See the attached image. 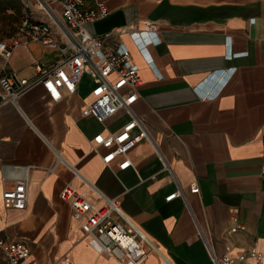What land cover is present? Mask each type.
<instances>
[{
  "label": "crops",
  "instance_id": "0c3cea01",
  "mask_svg": "<svg viewBox=\"0 0 264 264\" xmlns=\"http://www.w3.org/2000/svg\"><path fill=\"white\" fill-rule=\"evenodd\" d=\"M102 1L109 15L87 28L93 35L112 32L109 47L120 41L129 47L144 78L133 109L172 171L147 140L129 153L137 170L115 174V164H104L94 137L116 131L130 117L123 110L104 122L82 115L93 98L90 72L61 101L38 84L20 98V107L0 105V230L29 242L32 254L21 264H60L66 256L75 264H119L89 245L61 199L66 184L86 189L66 163L118 198L153 242L142 264H214L211 251H264V0ZM146 22L157 24L160 40L148 46L153 67L123 31L143 29ZM18 29L5 31L0 42ZM58 57L39 42L23 43L9 59L0 54V75L35 78L39 65ZM24 175L26 208H5L4 189ZM179 188L186 199L166 201ZM232 215L245 230L229 233Z\"/></svg>",
  "mask_w": 264,
  "mask_h": 264
},
{
  "label": "built area",
  "instance_id": "2783aa9c",
  "mask_svg": "<svg viewBox=\"0 0 264 264\" xmlns=\"http://www.w3.org/2000/svg\"><path fill=\"white\" fill-rule=\"evenodd\" d=\"M27 2L36 8L38 17H25L17 34L0 42V54L9 59L17 45L34 41L56 50L59 57L52 64L39 65L35 78H22L15 72L1 74L0 105L13 104L20 107V98L38 84L43 86L51 100L61 101L66 95L76 92L83 77L90 72L94 77L91 89L93 98L82 109V115L104 122L123 110L130 117L116 131L107 135L99 133L94 137L93 148L98 152L103 150L101 157L104 164L111 168L115 164L112 168L115 174L117 170H137L129 153L138 143L147 140L154 146L165 167L172 171L147 123L133 109L144 78L129 47L121 41L109 47L107 42L113 37L112 32L93 35L87 28V24L109 15L106 2L26 0V6ZM123 31L129 34L146 63L153 67L148 46L160 41L157 24L146 22L143 29L128 26ZM58 159L62 160L60 155ZM66 165L80 178L86 189L80 191L73 185L66 184L60 197L71 206L73 219L89 245L99 255L112 257L119 264H142L151 254L153 242L125 215L118 198L105 194L75 166L68 163ZM191 191L198 193L200 188L193 184ZM178 197L186 199L181 188L167 196L166 201ZM28 198L29 178L26 175L5 188L2 194L3 206L7 209H25ZM245 229V224L238 216L232 215L229 233ZM145 245H149L150 249ZM0 254L2 264H21L31 256L32 249L28 241L8 238L0 230ZM210 254L214 264H264V251L256 247L236 254L226 252L218 255L213 251ZM60 264L75 263L66 256L61 259Z\"/></svg>",
  "mask_w": 264,
  "mask_h": 264
},
{
  "label": "rangeland",
  "instance_id": "374dc122",
  "mask_svg": "<svg viewBox=\"0 0 264 264\" xmlns=\"http://www.w3.org/2000/svg\"><path fill=\"white\" fill-rule=\"evenodd\" d=\"M26 0H0V10L10 5V9L0 12V35L7 30L18 28L25 17H32L36 19L38 12L36 8ZM0 264L2 258L0 254Z\"/></svg>",
  "mask_w": 264,
  "mask_h": 264
},
{
  "label": "trees",
  "instance_id": "16d2710c",
  "mask_svg": "<svg viewBox=\"0 0 264 264\" xmlns=\"http://www.w3.org/2000/svg\"><path fill=\"white\" fill-rule=\"evenodd\" d=\"M10 7H11L10 5H7L5 8L1 9L0 12H1V11H4V10L10 8Z\"/></svg>",
  "mask_w": 264,
  "mask_h": 264
}]
</instances>
